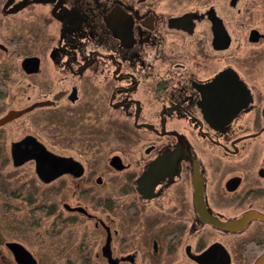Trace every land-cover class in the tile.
I'll return each instance as SVG.
<instances>
[{"label":"flooded vegetation","instance_id":"obj_1","mask_svg":"<svg viewBox=\"0 0 264 264\" xmlns=\"http://www.w3.org/2000/svg\"><path fill=\"white\" fill-rule=\"evenodd\" d=\"M0 38L15 264L264 253V0H0Z\"/></svg>","mask_w":264,"mask_h":264},{"label":"rangeland","instance_id":"obj_2","mask_svg":"<svg viewBox=\"0 0 264 264\" xmlns=\"http://www.w3.org/2000/svg\"><path fill=\"white\" fill-rule=\"evenodd\" d=\"M16 21H17L16 18H14L13 20L6 19V21H5L6 23H4V26L2 28V31H3V33L5 35L13 34V33L17 34L19 32L16 28H12L13 26L16 25L15 24ZM4 43H6V42H4ZM24 45H25L24 41L17 42L15 44L16 53H18V52H19V54L23 53L24 52L23 51ZM35 45H36V47H35L36 51L40 52V55L42 57V67L43 68H42L41 77H45V76L49 77L50 73H49V70L47 69L48 60H44L43 59L44 53H45V48L44 47L48 48V45L43 44L42 42H38ZM0 53H1V50H0ZM0 57H1V55H0ZM9 82H10V84L17 83L16 80H13L12 78L10 79ZM5 84H7V83H5ZM6 88H8V87H6ZM6 88H3V90L6 91ZM8 100L9 99H7V98L3 99V100L0 99V113L4 112L6 110V103L8 102ZM10 164L11 163L9 162V160L6 159V157H0V165H2V166L5 165L4 169H6V167H7L6 165H10ZM2 205L4 207L3 198L2 199L0 198V264H15V262L13 261V259L10 256V254L5 250L4 243L7 242V241H10V240H14V237H15L14 235L17 232H15L14 229H13V232H11V231L8 232L7 231L10 222L3 220V216L4 215L2 213V209H3ZM25 223H27V225H31L29 221H26ZM46 223H47V220L43 219V222H41L40 225L45 231H49V228L46 226L47 225ZM28 231H30V233H34L33 229H28ZM45 236L48 237L47 234H45ZM25 242L28 244V245H26L27 249L32 251L34 249V247H35V242H33L30 237ZM33 255H34V257H37V255H41V258H43V261H41V264H66L64 262L55 261L53 256H51L52 254H49L48 252H44V251H42V253L41 252H39V253L35 252V253H33ZM74 264H78V263L74 262Z\"/></svg>","mask_w":264,"mask_h":264},{"label":"water","instance_id":"obj_3","mask_svg":"<svg viewBox=\"0 0 264 264\" xmlns=\"http://www.w3.org/2000/svg\"><path fill=\"white\" fill-rule=\"evenodd\" d=\"M236 110H237V108L234 109L233 112H235ZM21 112L22 111H10L7 115H5L4 117H2L0 119V125L3 124L4 122L8 121L9 119H11V118L19 115ZM17 144H19V143L14 144V146L17 147ZM16 159H19L17 157V155L13 159L14 160V163H16ZM209 221L213 222L212 220H209ZM7 246L10 247L13 250V247H16L17 245L8 243ZM263 263H264V253L256 260V262L254 264H263Z\"/></svg>","mask_w":264,"mask_h":264}]
</instances>
